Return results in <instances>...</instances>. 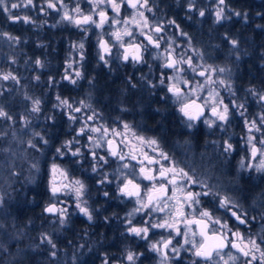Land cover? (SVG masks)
Returning <instances> with one entry per match:
<instances>
[{
	"label": "rangeland",
	"instance_id": "1",
	"mask_svg": "<svg viewBox=\"0 0 264 264\" xmlns=\"http://www.w3.org/2000/svg\"><path fill=\"white\" fill-rule=\"evenodd\" d=\"M176 1H182L185 10L192 6L191 10L187 9L186 15L180 16L179 21L176 20V16L166 14V11L170 10V8L167 9L166 3L162 2L164 4L162 5L160 0H148L147 8L139 6L131 8L127 5V0H122L119 13L113 11L109 5H100L93 12L91 10L94 6L89 3V0H62V3L61 0H51L56 5L55 8L47 7L48 0H33V3L27 6H25L27 0H10V3L20 5V7L15 9L10 8L12 15L14 17H29L31 19L30 23H24L23 19L17 21L10 20L8 19V14L0 10V77L11 74L7 80L0 78V109H3L12 117L11 120L0 118V197H3V204L0 206V224H4L1 215H4L7 207L11 205H8V200L10 198L13 199L14 196L16 201H21L16 193L20 188L31 186L39 190L42 184L47 183L48 190H50L53 184V177L57 176L62 177L69 184L70 190L69 192L65 191L61 193L60 197L59 195L55 196L51 194L52 192L50 191L51 193L49 192L48 194L50 198L54 202L61 201L59 209H67V214L82 217L87 226L93 223V219L89 221L87 217L80 213L76 205L80 203L82 206H85L84 202L86 201V206L90 209L92 215L95 214L97 209L88 201V190L96 186L98 179L103 181L102 186L99 187L102 189L106 182L105 176H96L93 184L88 185L87 182H84L81 173L78 174L76 171H70L71 167L68 163H62L61 158L58 161L55 160L56 154L51 156L49 158L51 160L49 161L42 148L37 147V143H44V141H41L39 125L42 123L44 110L48 107L63 110L70 117L73 115V109L76 107L85 109L87 114L89 112L92 114L93 112L92 108L89 107L93 105L91 96L92 94L99 93V91L95 90L97 88L92 86V78H86L87 65L89 64L84 59L86 50L85 46L83 49L79 48V44L83 43V39L88 38H91L92 42L96 45V63L103 62V64H106V61L100 59L101 52L97 48L100 39H108L116 44L117 47H120L131 40L138 39V37L143 35L141 33L148 32L154 35L152 28L161 26L163 31L161 35L157 36L159 47L148 50L149 53L144 60V63L146 62L147 64V69H144V74L138 73L136 78L150 79L149 83L146 82L149 89L157 86L156 82L153 85V79L158 80L161 94L167 93L168 87L176 84L181 90V95L179 97L171 96V100L176 104L178 115L180 114V107L190 100L201 102L207 111L214 106L222 109L223 105L218 102L223 100V104L229 105L230 108L229 120L221 122L215 116L207 115L205 120L213 122L212 127H209L204 122L205 131L208 135V143L215 144L216 146V144L219 145L220 141L232 140L233 136L230 132L236 129V125L239 122L240 131L243 136L236 141L241 143V149L244 148L243 157L245 158L241 162H244L243 164L245 165L247 164V168H254L256 172H264L257 171V166L261 160H264V155L258 153L255 159H253L251 148L247 143L248 135H253L257 138L253 143L257 147H264L258 143L259 139L264 138V136H262L261 132H256L255 130L249 133L245 124V120H258L259 116L264 114V102L259 101L257 97L248 92V89L252 88L242 89L240 87L242 80L240 79L241 76L237 66L228 61L227 55H225V59L221 63L218 61L219 55L216 57L212 55L208 50L213 46L211 42L212 38L204 36L191 37L188 33L189 28L193 27L197 29L201 25L205 26L208 24L209 30L214 32L212 33L213 38H216L215 40L220 42L217 47L218 52L221 53L223 51L222 48H224V51L227 49L230 52L229 57L239 59L240 54L237 52L238 50H242L240 48V45H242L240 33L238 32L239 34H235V37L232 38L230 34V36L228 34H221L220 30L223 27L243 22V15L236 16L234 13L240 11L236 8H231L228 0H225L223 5L219 4V0ZM77 6H79L83 15H92L96 21H99V16L96 13L103 9L106 11L108 19L101 28H97L95 24L91 23L77 26L63 19L65 12H68L74 19L79 18L78 14L74 11ZM171 7L173 11L178 13L176 11L178 7L174 6V2ZM148 8H151V11H148ZM220 8L224 9L223 14L226 18L217 22L216 13ZM201 11L204 12L203 16L199 14ZM139 13H143V16H140ZM113 20L119 21V23H113ZM145 20H147V26L144 24ZM170 21H175V24L169 23ZM83 29H86V31ZM126 31L131 32V35L125 34ZM4 33H7L8 36L3 35ZM113 33H119L120 39L117 40ZM9 36L16 39H9ZM233 39L238 41L235 48L230 43V40ZM83 44L85 45V43ZM220 44L222 47H220ZM81 53H83V59H81ZM168 55H172L177 61L191 59L192 65L189 66L186 62L177 63L176 70L165 69L164 65L167 62ZM37 60L41 62L39 65L36 63ZM193 68L196 71H193ZM220 68H223L225 71L220 72ZM213 69L215 71H212ZM203 70H207L206 75L198 76L197 72ZM77 72L80 73L79 77L76 76ZM103 74L105 77H108L105 72ZM66 76L68 77L67 79H65ZM11 77H15V79ZM173 77L176 79H171ZM161 79L164 80V84L160 83ZM71 80H75V83H71ZM221 80L225 83H220ZM60 88L65 90L67 92L65 94L68 96L63 97L58 94L57 91ZM42 89L46 94L51 93V97L47 98L40 95L43 93ZM15 95L19 96L16 97ZM57 97L60 99H57ZM37 100L40 102V110L33 112L32 108L34 107V102ZM61 100H66L68 104H62ZM233 103L245 105L246 111L244 116L240 115V111H243V109L233 108ZM16 104L19 109L14 110ZM69 104L72 106L71 108L68 107ZM25 106L28 110L23 112ZM17 117L18 119L25 117L20 120L19 125L14 121V118L16 119ZM199 123L192 124L193 127L191 128L187 126L188 124L177 126L175 130V152L178 154L177 157L181 154L189 160L187 163H189V167L194 173L192 179L189 180L181 176L184 182L174 188L173 196L159 206L144 207L136 201L127 208L123 214L127 231L130 227H148L147 239L136 236L132 246L124 249L120 248L121 252L119 253L123 254L121 256H118V254L114 255L113 261L109 264H192V261H194L193 242L199 245L200 238L196 234L194 224L189 222L201 216L200 213L202 211H208L211 214L208 209H204L205 207L201 203L200 198L203 195L197 197L199 200L198 204L186 200L183 196L185 192L189 191L187 180L197 181L198 183L195 184L200 187L202 185L201 182L207 178L205 177L207 170L204 164V160L206 159L204 153L206 151L203 150L205 146L202 147L200 144L199 128L196 129L199 127ZM84 124L94 134H98V131L102 128V125L98 123L88 125L83 122ZM93 128L98 129V131L93 132ZM37 133L39 135H36ZM228 133L229 135L226 136ZM30 144L35 145V147H31ZM98 147L105 149V147H100L98 144H92L90 149L94 151ZM54 150L56 153H59L57 149ZM72 151H64V153L71 156ZM46 158L48 161H46ZM33 165H36V167L34 168ZM212 166L214 167L215 165ZM54 167L58 171L53 172ZM206 167L208 168V166ZM214 177L218 178V180L221 178L218 176ZM260 179L261 177L256 174L249 186L256 191L259 188L258 185L264 181V179ZM218 180L212 182L214 189V192H212L216 196L214 197L215 203L211 204L213 207L209 205L213 208L209 207L210 210L215 213L216 217L214 218L220 220L217 217V215H221V213L216 211L218 209H221L223 214L224 211L227 213L224 208L220 207L219 203L224 197L232 200L233 204L236 205L233 209L237 210L240 214H248L246 210H251L254 230L250 233V237L244 239V241L255 240L257 244H260L261 248H264V203L262 198L260 196L245 198L244 195L237 193L227 194L225 193V186L232 183H226L225 180L220 179L224 182L222 183V181ZM76 181H80L84 185L79 200L76 194V188L78 187L75 183ZM218 190L222 192H218ZM203 191V188H199L197 193H203ZM47 203L44 199L42 200L43 209H45ZM137 209H139V215H143V223L137 218ZM180 211L183 212V215L179 214ZM51 222H59V217L56 215V218L52 219ZM169 224H173L174 227H168L167 225ZM151 225L165 226L153 228ZM128 233L130 232L128 231ZM168 240H171V244L165 252H167L169 258L162 259L163 254L153 251L151 245L157 244L158 247L162 248L163 242ZM174 247L179 249L178 253L173 252L172 249ZM129 252L136 255L134 262L127 261L126 256ZM228 253H231L237 259L235 261L229 260ZM228 253L223 254L222 259L216 257L214 260L218 264H225V262L227 264H244L245 258L237 251ZM255 254L257 261H259L260 253L256 252ZM176 256H178L177 259L172 258ZM197 264L200 263L197 262Z\"/></svg>",
	"mask_w": 264,
	"mask_h": 264
},
{
	"label": "flooded vegetation",
	"instance_id": "2",
	"mask_svg": "<svg viewBox=\"0 0 264 264\" xmlns=\"http://www.w3.org/2000/svg\"><path fill=\"white\" fill-rule=\"evenodd\" d=\"M174 6L178 7L176 11L179 12L181 17L183 14H187L186 11L192 9L191 6L187 8L188 10H185L182 1H174ZM157 27L161 28L160 32L155 31ZM162 31L163 29L161 26L153 27L152 32L154 35L145 32L141 37H138V39L131 40L120 47H117L116 44L108 39H100L97 48L100 50L101 56H103V59H101V57L100 59L106 61V64L100 62L98 63V66L108 76L102 80L104 82L105 92L92 94L91 98L93 99V105L89 106L93 110L92 114L91 112L87 114L85 109L76 107L80 110H73V115L71 116L73 117L72 119H70L71 117L68 113H64L63 110L59 109L50 111L54 115L53 117L48 114L43 116L44 118L42 117V123L39 125V130L41 137H43V140L41 139V141L46 140L47 143L40 144L41 148L48 159L56 154L55 160L58 161L61 158L62 163L65 164L66 162L70 165L71 172L76 171L78 174L81 173L84 182H87L88 185L93 184L96 176H105L106 182L102 189L99 188L102 186L99 179L96 186H93L94 189L93 187H89L90 189L88 190L89 193L87 195L88 201L92 205L100 203L104 205L108 214L110 212L106 218H113L114 220L107 221V234L109 236H117V238H115L117 240L114 239V241H111H116L117 244H120V247L124 249L132 246L135 240L134 238L136 237L134 234L128 233L127 226L124 224L123 214L127 208L136 201H142L144 204H148L147 194L152 191V186L156 185L157 188H159L161 184H164L166 192L163 195L158 191L152 193L154 199L149 204V206H159L161 203L169 200L174 194V188L184 182L181 176L177 175L175 177L176 184H170L167 180L160 177V170L162 168L175 167L177 170L183 169L190 177L194 175L193 170L189 167V163H187L189 160L184 158L181 154L177 157L178 154L175 152V130L177 126L200 122L199 127L196 129L199 128L198 132L200 133L199 137L201 139L200 144L202 147L205 146V149L203 148V150L206 151V153H204L206 156L204 164L205 169L207 170L205 177L207 178L201 182L205 187H201V185L199 187V185H196L193 181L187 180V188L189 191L185 192L183 196L185 198L188 192L197 193L199 188H203V192H209V195L201 196L200 200L205 207L204 209H208L211 212V217L213 216L212 219L199 216L196 217L194 221L198 219L206 221L208 225L207 234L209 235L215 233L218 236H223L225 240H232L239 243V241L232 236V232L239 231L242 233L244 239L249 238L251 235L250 233L254 230V221L251 219L252 212L249 209L246 210L248 213L246 214L248 222L246 224H240L231 214L232 211H236L240 214L237 210L232 207L224 208L227 213L224 211L223 214V211L218 209L219 211H216L221 213L220 216L217 215L218 219H220V223H214L217 219L214 218L216 217L214 211L210 210V208L213 207L211 204L215 203L214 197L216 196V194L213 193L214 189L212 187V182L218 180V178L214 176L221 177L220 179L225 180L226 183H232L225 186V193L227 194L237 193L244 195L245 198L250 196H260L262 198L264 196V181L262 184L258 185L259 188L256 191L249 185L252 180H254L256 174L261 177L260 180L264 179V172L259 173L256 172L254 168H247V164H244L245 167H241V163H244L241 161L245 158L243 157L244 148L241 149V143L236 141L243 136L240 131L241 127H239V122L236 125V129L230 132L233 139L228 141L233 145V151L225 153L223 152L225 141H220L219 145L216 144V146L215 144L208 143V135L205 131L206 127L204 120L207 115L214 116L209 113L212 109L207 111L205 108V114L199 121H189L181 112L179 115L177 114L176 104L171 100V96H173L172 93H160L158 80L153 79V85L156 82L157 86L149 89L147 83H149L148 81H150V79H143L142 77L136 78L138 73L144 74V69H147V64L146 62L144 63V60L149 53L148 50L156 47L154 43L149 42L147 37L151 36L154 42L159 43L157 36L161 35ZM101 41L107 43L109 49L108 52H104L99 46ZM83 43H85L84 48L87 54V56L85 54L86 59L96 62V45L92 42L91 38L83 39ZM130 45H138L140 47L139 55L141 59L139 61H134L132 59V51L126 52V49L130 47ZM125 55L128 56L127 60L124 59ZM95 82L96 80L92 78L91 83L95 85ZM15 96L18 97L19 95ZM61 96L66 97L68 95L65 94ZM192 101L193 100H190L188 103ZM15 109H19L17 104L14 107V110ZM26 110L28 109L25 106L23 112ZM189 111L191 112V110ZM50 112L47 113L50 114ZM23 118L25 117H22V119ZM16 119L14 118V121L19 125L20 120L22 119L21 117L20 119H18V117ZM83 122L88 125H94L96 123L101 124L102 128H100L98 134H102L98 135L92 133L85 124L83 125ZM125 124L129 126L127 129L124 127ZM81 129H83V131H81ZM49 132L56 135H51ZM63 133L65 136H63ZM73 133H75V135L72 136ZM228 135L229 133L226 136ZM141 137L143 140L140 139ZM151 139L157 140L158 143L156 145L149 144L148 141ZM92 144H98L100 147H105V149L98 147L97 150L95 149L94 151H91L90 147ZM58 148L60 149V152L56 153L54 149ZM70 150H73L71 156L64 153V151L69 152ZM113 151L116 155L111 154ZM161 151L167 155L168 159H164L160 156ZM73 152H78V154L73 155ZM93 153L95 154V157L93 156ZM101 156L105 159L100 160L99 158ZM121 156L123 159H121ZM149 158L154 162L149 163ZM48 159L46 158V161H48ZM50 160L51 159H49V161ZM125 165H127V167H125ZM212 165L215 166L213 167ZM185 166L188 167L186 168ZM206 166H208V168ZM141 168L151 170L150 174L155 177V179H145L144 174L140 171ZM172 175L171 172L167 173L169 178H172ZM129 180L134 184L139 185L138 196L124 195L121 191ZM222 183L224 182L222 181ZM53 184L59 188V191L55 196L59 195L60 197L61 193L65 191L69 192L70 190L69 184H67V182L60 176L53 177ZM128 190H132L131 185L128 186ZM50 191L51 189L48 190L47 183L42 184L41 192L44 196V200L48 202L46 207L54 205L59 209L61 201L54 202L53 199L50 198V195H48ZM105 192L108 193L107 196L104 195ZM218 192L222 191L218 190ZM155 197L159 198L156 199ZM138 212L139 211L136 212V215L138 216L137 218L143 223V215L140 214V216ZM45 214L51 217L56 216L46 212ZM193 224L201 243L203 239L198 234L195 223ZM225 224L227 227H221V225ZM229 229L232 231L230 232ZM161 249V253L163 254L166 249H164L163 246ZM231 251L233 252L237 250L229 245L223 249L222 255ZM119 252L121 251L119 250ZM122 254L123 253H119L118 256H121ZM106 257L107 259H112L115 256L107 255ZM216 257L218 256H215L214 254L213 258L215 259ZM194 260L200 264H207V262L202 261L197 257H195ZM256 262L259 261H254L253 264H256Z\"/></svg>",
	"mask_w": 264,
	"mask_h": 264
},
{
	"label": "trees",
	"instance_id": "3",
	"mask_svg": "<svg viewBox=\"0 0 264 264\" xmlns=\"http://www.w3.org/2000/svg\"><path fill=\"white\" fill-rule=\"evenodd\" d=\"M160 1L166 3L167 9L170 8L166 14L176 16V20L179 21V12L176 13L171 7L176 0ZM228 3L231 8H236L242 13L244 21L223 27L220 33L230 34L232 38L238 32L240 33L238 34L242 41L240 45L242 50L237 52L240 54L239 59L229 57L230 52L227 49L226 52L224 48L221 53L218 52L217 47L220 42L213 38L212 33L214 32L209 30L208 24L201 25L197 29L189 28L188 33L191 37L212 38L213 46L208 50L215 57L219 55L220 63L227 55L228 61L237 66L242 80L240 85L242 89L252 88L256 92H264V0H228ZM244 14H246V19ZM220 47H222L221 44ZM86 56L85 60L89 63L86 78H94L96 82L92 86L96 87L99 93H104L103 70L93 60L86 59ZM57 92L60 95L67 93L62 88ZM50 94H46L43 90L40 95L50 98ZM54 110L56 109L48 107L44 110L42 117L46 114L53 117L50 111ZM63 136H65L64 133ZM38 146L41 149L40 143H37ZM36 190H38L36 187H22L16 192L21 201H16L13 196V199L10 198L7 202L11 205L7 207L6 213L1 215L4 224H0L2 225L0 226V264H104L107 255L119 254L120 244L116 241L112 242L117 236L107 234V223L114 219L106 218L110 212L107 213L104 205L100 203L93 205L97 210L93 214V223L90 226H87L82 217L73 214H67L61 226L59 222H51L56 216L51 217L45 214L42 208L44 196L41 189ZM262 201L264 203V196ZM42 233L47 234L53 240L56 244L55 249L47 243L40 242ZM52 251L56 252L55 257L50 255ZM107 260L108 264L113 261V259Z\"/></svg>",
	"mask_w": 264,
	"mask_h": 264
},
{
	"label": "snow or ice",
	"instance_id": "4",
	"mask_svg": "<svg viewBox=\"0 0 264 264\" xmlns=\"http://www.w3.org/2000/svg\"><path fill=\"white\" fill-rule=\"evenodd\" d=\"M128 2V6L131 8H137L139 7H145L147 8L148 6V0H143V2L141 3V0H127ZM33 3V0H27V5H31ZM62 3V0H61ZM89 3L93 4V9L91 11L95 12L96 8H99L100 5H109L113 11L119 13L120 7H121V3L122 0H89ZM225 3V0H219V4L223 5ZM20 7L19 4L17 3H10V0H0V10H2L3 12L8 14V19L10 20H19V19H23L24 23H30L31 19L29 17H14L10 11L11 9H15ZM47 7L48 8H55L56 5L54 3L51 2V0H48L47 2ZM74 11L78 14L79 18H73L72 16H70L68 14V12H65L63 15V19L68 20L74 24H76L77 26L80 25H86V24H95V26L97 28H101L103 27L104 23L107 21L108 17H107V13L105 10L101 9L98 13H96L99 16V21H96L93 19L92 15H83L81 13V9L79 8V6H77ZM148 11H151V8H148ZM224 9L220 8L217 13H216V17H217V22H219L222 19H225L226 17L224 16ZM201 16L204 15V12L201 11L199 13ZM236 16H241L240 12H235L234 13ZM140 16H143V13H139ZM245 15V19H246V14ZM113 23H119V21L113 20ZM169 23L171 24H175V21H170ZM145 26H147V20L144 21ZM177 27H179L177 25ZM86 31V29H83ZM155 31L160 32L161 28L157 27L155 29ZM125 34L127 35H131V32H125ZM143 34V33H141ZM3 35L8 36L7 33H4ZM114 36H116V39L119 40L120 39V34L119 33H113ZM186 35V34H185ZM9 39H16L14 37L9 36ZM147 39L149 40L150 43H154L156 47H159V43L158 42H154L151 38V36L147 37ZM230 43L232 44V46L235 48L238 44V41L236 40H230ZM131 46V45H130ZM84 44L80 43L79 44V48L83 49ZM100 47L101 49L104 50V52H108V45L107 43L101 41L100 42ZM127 51V49H126ZM81 59H83V53H81ZM101 59H103V56H101ZM125 60L128 59V56L125 55L124 57ZM132 59L134 61H139L141 59L140 55H139V46H137V50L136 53L132 56ZM188 63L189 66L192 65V61L191 59H188L187 61L184 60H173L171 58L168 59V61L165 64V67L170 68V69H174L176 70V65L177 63ZM36 63L39 65L41 62L39 60L36 61ZM193 71H196L195 68L192 69ZM206 71L207 70H203L200 71L198 74L200 76H205L206 75ZM212 71H215V69H213ZM220 72H224L225 70L223 68L219 69ZM11 74L8 75H4L3 77H0L4 80L9 79ZM76 76L79 77L80 73L77 72ZM12 79H15V77H11ZM68 77L66 76L65 79H67ZM171 79H176L175 77L171 78ZM71 83H75V80H71ZM161 84H164V80L161 79L160 81ZM185 83H187V81H185ZM220 83H225L223 80L220 81ZM168 92L172 93L173 96L179 97L181 95V90L176 86V84H172L170 87H168ZM248 92L250 94H252L253 96L257 97L259 101L264 102V93H260V92H256L254 89H248ZM234 94V93H233ZM57 99H60L59 97H57ZM39 101H35L34 102V107L32 108L33 112H38L39 109ZM62 104H68V102L66 100H61ZM219 104H222L223 107L222 109H219L218 107H213L212 108V114L216 117L217 120L221 121V122H227L229 120V114H230V108L229 105L223 104V100H220L218 102ZM69 108H71L72 106L69 104L68 105ZM195 108L198 110V112H202V108L200 105H197L195 101H192L191 103H185L183 104L182 107H180L179 111L188 118L189 121L194 120L197 118V116L193 115L189 109L191 108ZM232 107L235 109H243V111H240V115L244 116V113L246 111L245 109V105L244 104H232ZM74 111H79V108L73 109ZM0 118L3 119H8L11 120L12 117L5 112L3 109H0ZM206 124H208L209 127H212V123L209 120H205L204 121ZM245 124L248 128V132L252 133L253 130H255L256 132H261L262 136H264V114H261L257 119H253L252 121H247L245 120ZM259 125V126H258ZM189 128L193 127L192 124H188L187 125ZM125 129H127L129 126L127 124L124 125ZM81 131H83V129H81ZM93 132L98 131V129L93 128L92 129ZM36 135H39L38 133ZM41 139L43 140V137H41ZM141 140H143V138H140ZM257 138L253 135H248L247 137V143L251 148V156L253 159H255V157L257 156L258 153L264 155V147H257V145L255 143H253V141H255ZM44 143H47L46 140H44ZM149 144L152 145H156L158 142L155 139H151L148 141ZM259 145L264 146V138L259 139L258 141ZM31 147H35V145H31ZM233 151V145L231 143H229L228 141H225V144L223 146V152L225 153H229ZM57 152H60V149H57ZM78 152H73V155H77ZM112 155H116V153L113 151L111 153ZM93 156L95 157V154L93 153ZM160 156L163 157L164 159H168L167 155L165 153H163L162 151L160 152ZM147 158V157H146ZM100 160H104L105 158L103 156H101L99 158ZM121 159H123V157L121 156ZM106 162V161H105ZM154 161L151 160L149 158V163H153ZM33 167L35 168L36 165H33ZM125 167H127V165H125ZM241 167H245V165L243 163H241ZM94 170H95V166H94ZM58 171V169H56L55 167L53 168V172ZM141 173L144 174V178L148 179V180H152L155 179V177H153L150 173L151 170H145L144 168H141ZM257 171H264V160L260 161V164L257 166ZM171 172L172 178H169L167 176V173ZM63 174V173H61ZM160 177L167 180L168 183L175 185L176 184V179L175 177L177 175L182 176L184 178H187L189 180L192 179V177L189 176V174L187 172H185L183 169H179L177 170L175 167L172 168H162L160 170ZM76 185L78 186L76 188V194H77V199L79 200V198L81 197L82 191L84 189V185L80 182V181H76L75 182ZM101 183H103V181H101ZM193 183H198L197 181H193ZM131 185L132 190L129 191L128 190V186ZM201 187H205L203 184L201 185ZM59 191V188L56 187L55 184L52 185L51 187V192L53 195H55L57 192ZM121 191L123 192L124 195H128V196H132V195H139V185L138 184H134L131 180L128 181L127 184H125L124 188L121 189ZM160 192L161 195H163L166 192L165 189V185L161 184L159 186V188H157L156 185L152 186V191L149 192L147 194L148 196V204H144L142 201H138V203H141L142 206L144 207H148L149 204L152 202V200L154 199L152 193L154 192ZM105 196L108 195L107 192L104 193ZM200 195H209V192L205 191L203 193H192V192H188L185 196V199L188 201H193L194 203H199V200L197 199V197H199ZM156 199H158L159 197H155ZM86 201L84 202L85 206H82L80 203H77L76 207L79 209L80 213L82 215H84L85 217H87V219L89 221H91L93 219V215L90 211V209L86 206ZM220 207L222 208H229V206H231L232 208H235L236 205L233 204L232 200L229 199L228 197H224L220 200ZM3 204V197H0V206H2ZM139 209H137L138 211ZM45 212L49 213V214H53V215H57L59 217V223L61 224V226H63L65 218H66V214H67V209L61 208V209H57L54 205L53 206H49L46 207ZM180 215H183V212L180 211L179 212ZM232 216H234L236 218V220L240 223V224H246L247 221V217L246 214H238L236 211H232ZM201 216L203 217H208L209 219H212L211 214L208 211H202L200 213ZM189 223H197V224H203L202 221H190ZM214 223L219 224L220 221L219 220H215ZM165 225H151V227H164ZM168 227H174L173 224H169L167 225ZM221 227H227V225H221ZM128 231L131 234H134L135 236H139L142 239H147V234L149 232V228L148 227H130L128 229ZM229 231L231 232L232 230L229 229ZM179 234V233H178ZM193 235H195V233H193ZM200 235L203 237V240L201 243H199V245L195 244V242H193V255L197 258H199L202 261L207 262V264H218V262L216 260H214V254L215 256L220 257L221 259L223 258L222 256V251L224 248L228 247L229 245H231L232 248H235L237 250V252L240 253V255L242 257H244V264H253L254 261H257V256H256V252L260 253L259 256V262L258 264H264V248H261L260 244H257V242L255 240H249L248 242L244 241L243 236L241 235V233L239 231H235L232 232V236H234L239 243H236L232 240H225V238L223 236H217L215 233L209 237L206 233V231L204 230V228L202 227ZM40 242L43 243H47L48 245H50V247L52 249L56 248V244L53 242V240L47 235L42 233L41 234V240ZM187 242V241H186ZM171 244V240L168 241H164L163 242V248L167 249L168 246ZM151 249L153 251L156 252H161V248L157 246V244H152L151 245ZM173 252L178 253L179 249L177 248H173L172 249ZM50 255L52 257L56 256V252L52 251L50 252ZM168 255L167 252L163 253V257L162 259H168ZM173 259H177L178 256L176 257H172ZM228 258L229 260H233L235 261L237 259V257L233 256L231 253H228ZM127 261L129 262H134V260L136 259V255L132 252H129L126 256ZM104 264H108V260L105 259L104 260ZM192 264H197V261H192ZM225 264H227V262H225Z\"/></svg>",
	"mask_w": 264,
	"mask_h": 264
},
{
	"label": "water",
	"instance_id": "5",
	"mask_svg": "<svg viewBox=\"0 0 264 264\" xmlns=\"http://www.w3.org/2000/svg\"><path fill=\"white\" fill-rule=\"evenodd\" d=\"M127 4H128V2H127ZM99 46H100V45H99ZM137 46H138V45L128 47L126 52L132 51V52H133L132 55H134V54L136 53ZM139 48H140V47H139ZM139 53H140V49H139ZM169 58L175 60V59L173 58L172 55H168V56H167V61H168ZM165 68H166V69H170V68H167V67H165ZM199 72H200V71L197 72V75H198V76H200V75L198 74ZM195 102H196L197 105H200V106H201V108H202V112H198V110L195 109L194 107L191 108V109H189V110H191V112H192L193 115L197 116V118L194 119V121H199V120L204 116V114H205V107L203 106V104H202L201 102H199V101H195ZM190 103H191V102H190ZM209 113L212 114V110H210ZM52 206H53V205H52ZM46 213H47V212H46ZM233 217H234V216H233ZM198 220L203 222L202 225H201V224H197V223H195V227H196V230H197L198 234L200 235V232H201L202 227L204 228V230H205L206 233H207V229H208L207 222L204 221V220H200V219H198ZM196 221H197V220H196ZM207 235H208L209 237L212 236V235H209V234H207ZM200 236H201V235H200ZM217 236H218V235H217ZM201 237H202V236H201ZM202 239H203V237H202ZM224 249H225V248H224Z\"/></svg>",
	"mask_w": 264,
	"mask_h": 264
}]
</instances>
